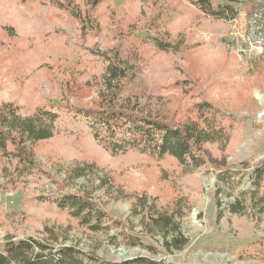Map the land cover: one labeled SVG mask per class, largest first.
Returning a JSON list of instances; mask_svg holds the SVG:
<instances>
[{"label": "rangeland", "instance_id": "374dc122", "mask_svg": "<svg viewBox=\"0 0 264 264\" xmlns=\"http://www.w3.org/2000/svg\"><path fill=\"white\" fill-rule=\"evenodd\" d=\"M90 3L75 0L79 21L63 0H0V108L12 103L28 113L51 105L60 113L54 136L32 144L33 173L19 177L17 160L0 161V251L11 235L46 239L54 249L74 246L103 261L264 264V213L253 194L254 165L264 163V0H239L227 19L206 16L188 0H101L89 11ZM154 37L180 44V51L157 49ZM102 54L129 66L131 82L117 107L156 114L163 99L169 118L183 122L207 100L226 114L228 145L206 144L207 165L191 171L169 155L106 149L72 111L99 101ZM82 168L87 173L79 176ZM66 193L96 201L107 214L102 229L59 207ZM136 196L181 215L179 231L150 233ZM237 203L242 209L234 213ZM180 235L189 241L183 249L163 247Z\"/></svg>", "mask_w": 264, "mask_h": 264}, {"label": "trees", "instance_id": "16d2710c", "mask_svg": "<svg viewBox=\"0 0 264 264\" xmlns=\"http://www.w3.org/2000/svg\"><path fill=\"white\" fill-rule=\"evenodd\" d=\"M53 2L58 0H52ZM72 15L79 21L84 20L82 10L75 5V0H63ZM199 11L214 19H227L236 16L235 3L239 0H188ZM101 0H91L92 11ZM84 25V23H83ZM85 26V25H84ZM154 46L161 51H180V44L172 41L152 38ZM106 70L102 75L99 101L92 106H74L73 117L76 120H87L96 139L112 153H119L133 148L155 158L167 155L174 157L186 170L191 171L207 165L204 146L218 143L227 146L230 141V126L225 124L226 114L212 102L202 100L194 104L195 117L183 122H175L169 118V109L161 108L156 114L144 113L135 106L117 107L118 96L127 89L131 82L129 66L119 55L102 54ZM134 104H138L137 96L133 95ZM168 103V102H166ZM58 109L51 105L36 107L30 112H23L18 105L4 103L0 108V161L7 157L17 160L20 166L19 177L33 173L36 170V160L32 151V144L52 138L55 133V123L59 118ZM242 167H249L241 163ZM255 186L254 195H259L258 212L264 213V197L260 196L261 182L264 179V163L254 165ZM77 170L79 176L85 172ZM227 177L233 175L229 168L217 167ZM225 176V177H226ZM137 197V207L141 206L145 212L144 224L150 233L179 231L178 216L168 209H158L149 204V199ZM58 205L68 208L80 223L93 230H100V222L106 216L104 210L89 196L78 193L61 194ZM219 204V203H218ZM240 204H232L230 210L241 212ZM93 219L95 220L94 222ZM55 242L58 236L50 234ZM183 235L165 241L166 249L181 250L188 244ZM149 249L159 251L157 246L149 244ZM158 264L147 257H136L121 262L103 261L90 256L74 246L60 245L54 247L46 239L25 237L15 239L7 235L3 250L0 252V264Z\"/></svg>", "mask_w": 264, "mask_h": 264}, {"label": "built area", "instance_id": "2783aa9c", "mask_svg": "<svg viewBox=\"0 0 264 264\" xmlns=\"http://www.w3.org/2000/svg\"><path fill=\"white\" fill-rule=\"evenodd\" d=\"M263 114H264V113H263V112H261V113H260V116H262Z\"/></svg>", "mask_w": 264, "mask_h": 264}, {"label": "water", "instance_id": "95a60500", "mask_svg": "<svg viewBox=\"0 0 264 264\" xmlns=\"http://www.w3.org/2000/svg\"><path fill=\"white\" fill-rule=\"evenodd\" d=\"M129 258H125V260H128Z\"/></svg>", "mask_w": 264, "mask_h": 264}, {"label": "crops", "instance_id": "0c3cea01", "mask_svg": "<svg viewBox=\"0 0 264 264\" xmlns=\"http://www.w3.org/2000/svg\"><path fill=\"white\" fill-rule=\"evenodd\" d=\"M1 251H2V250H1ZM1 251H0V252H1Z\"/></svg>", "mask_w": 264, "mask_h": 264}]
</instances>
